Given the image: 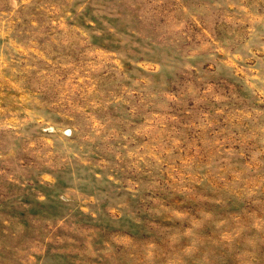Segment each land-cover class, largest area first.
<instances>
[{"label":"rangeland","instance_id":"obj_1","mask_svg":"<svg viewBox=\"0 0 264 264\" xmlns=\"http://www.w3.org/2000/svg\"><path fill=\"white\" fill-rule=\"evenodd\" d=\"M0 264H264V0H0Z\"/></svg>","mask_w":264,"mask_h":264}]
</instances>
